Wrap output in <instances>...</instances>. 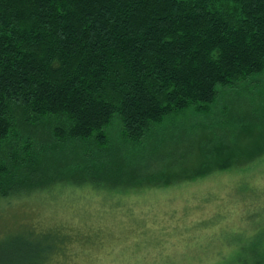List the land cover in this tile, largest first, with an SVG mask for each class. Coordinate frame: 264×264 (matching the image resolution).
Segmentation results:
<instances>
[{"label": "trees", "instance_id": "1", "mask_svg": "<svg viewBox=\"0 0 264 264\" xmlns=\"http://www.w3.org/2000/svg\"><path fill=\"white\" fill-rule=\"evenodd\" d=\"M263 74L264 0H0V201L139 178L90 163L111 126L143 143ZM51 234L48 252L21 234L1 240L0 264H50L63 245Z\"/></svg>", "mask_w": 264, "mask_h": 264}, {"label": "rangeland", "instance_id": "2", "mask_svg": "<svg viewBox=\"0 0 264 264\" xmlns=\"http://www.w3.org/2000/svg\"><path fill=\"white\" fill-rule=\"evenodd\" d=\"M218 96L140 144L111 126L90 163L139 178L98 189L61 182L0 201V241L21 234L48 252L56 231L63 245L50 264H264V74ZM147 168L153 177H142Z\"/></svg>", "mask_w": 264, "mask_h": 264}]
</instances>
